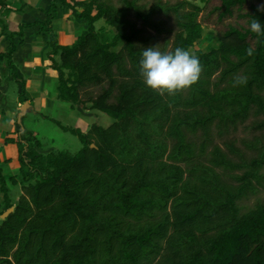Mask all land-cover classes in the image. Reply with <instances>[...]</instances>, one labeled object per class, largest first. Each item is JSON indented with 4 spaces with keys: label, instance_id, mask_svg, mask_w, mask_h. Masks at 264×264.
Masks as SVG:
<instances>
[{
    "label": "trees",
    "instance_id": "obj_1",
    "mask_svg": "<svg viewBox=\"0 0 264 264\" xmlns=\"http://www.w3.org/2000/svg\"><path fill=\"white\" fill-rule=\"evenodd\" d=\"M145 1L53 0L45 22L8 35L0 64L21 85L25 108L32 101L13 61L15 38L37 26L53 32L58 3L68 7L87 28L72 46L50 42L58 99L115 122L85 134L58 121L83 148L45 154L21 114L17 138L7 140L20 153L16 204L0 167V217L15 208L0 220V264H264V202L245 213L239 204L264 190V35L250 29L253 19L264 25V0H201L204 8L183 0L151 9ZM213 1L219 23L236 14L245 23L228 24L216 31L217 47L191 53L204 32L199 17ZM160 10L173 13L178 27L172 50L161 52L183 48L202 67L197 83L172 94L145 85L139 65L151 46L129 19L134 12L148 25ZM107 27L117 31L113 38ZM252 118L260 134L242 141L245 150L226 140Z\"/></svg>",
    "mask_w": 264,
    "mask_h": 264
},
{
    "label": "crops",
    "instance_id": "obj_2",
    "mask_svg": "<svg viewBox=\"0 0 264 264\" xmlns=\"http://www.w3.org/2000/svg\"><path fill=\"white\" fill-rule=\"evenodd\" d=\"M67 1L73 4L88 0ZM52 3L53 0H0V55L9 51L11 41L8 35L19 32L21 25L45 22ZM78 10L82 11V8ZM57 25H61L63 30H58ZM86 28L85 21L73 19L71 10L58 3L53 32H45L37 26L25 29L23 37L15 38L17 50L13 55V61L18 74L26 81L27 96L32 101L25 108L19 101L21 85L15 81L6 61L0 64V167L10 190V196L11 191L20 185L19 177L21 176L19 147L16 143L7 141L17 138V120L23 113L25 118L30 113L41 116L60 105L56 93L58 74L52 68L48 57L51 51L50 42L55 37L60 45L72 46L80 32ZM55 58L60 61L59 56ZM49 82L55 85L54 90L48 91ZM12 83L17 86V95L11 103L9 93ZM68 105L73 109L70 104ZM3 132H5V137H3ZM11 178L18 180V185L14 186L10 181ZM0 196H2L0 211H4L6 207L1 191ZM12 202L17 203L13 199Z\"/></svg>",
    "mask_w": 264,
    "mask_h": 264
},
{
    "label": "rangeland",
    "instance_id": "obj_3",
    "mask_svg": "<svg viewBox=\"0 0 264 264\" xmlns=\"http://www.w3.org/2000/svg\"><path fill=\"white\" fill-rule=\"evenodd\" d=\"M179 1L183 0H146L144 3L146 4L147 9H151L157 4L175 5ZM192 2L201 8L205 7V4L201 2V0H193ZM114 3L117 7H121L117 1H114ZM251 4L259 5L261 4V0H252L249 6ZM218 6H220V3L218 1H213L207 6V9L201 13L199 21L204 25V32L198 40L196 46L191 50V53H196L198 51L207 52L211 48L217 47L219 41L216 31H224L228 24L244 25L245 20H240L237 14L233 18H228L223 23H219V13L215 11V8ZM249 6L246 8L248 9ZM129 19L139 30H142V37L147 40L149 46L152 47L159 45L158 47L160 51L166 49L169 52L172 50L175 37L178 33V27L173 13H165L160 10L152 16L151 23L148 25L139 19L134 12L129 13ZM102 26H106V24L104 22L97 24L98 28H101ZM57 29L63 30V27H61V25H57ZM106 30L110 38H113L117 33V31L112 27H107ZM4 77H6V74H4ZM54 89L55 85L53 86V84L51 85L50 83L48 85V91ZM10 91L9 100L12 103L17 95L16 84L12 83ZM59 104L60 105L54 107L51 112H47L44 115L40 116L30 113L26 118H24V125L26 129L39 138L41 148L38 149V151L41 153L49 154L52 151H65L70 154H77L82 150L83 145L79 138L74 136L72 133L62 130L57 124L58 121L65 126L81 129L85 134L90 132L93 125L108 128L115 122L113 118L100 111L89 110L88 112H85L78 107L71 109L68 104L61 103L60 101ZM254 120L255 119L252 118L245 125L240 126L237 132L229 136L226 140L234 141L237 147L245 150L242 141L252 140L255 136L260 134V132L254 131L250 127ZM3 137H5V132H3ZM226 140L220 139L216 136L215 143L222 146L225 150L224 141ZM249 154L250 156L253 155L252 152H249ZM19 181L22 182V176L19 177ZM22 194L23 190L21 186H16L13 191H11V198L13 201L18 202ZM0 198L2 199V196H0ZM260 202H264V190H261L257 193V195L249 199L242 200L239 204L242 207V212L245 213Z\"/></svg>",
    "mask_w": 264,
    "mask_h": 264
},
{
    "label": "clouds",
    "instance_id": "obj_4",
    "mask_svg": "<svg viewBox=\"0 0 264 264\" xmlns=\"http://www.w3.org/2000/svg\"><path fill=\"white\" fill-rule=\"evenodd\" d=\"M250 29L264 35V25L257 19L251 21ZM158 46L144 48L140 60L139 71L147 87L161 94H172L198 82L202 72L198 57L179 47L172 53L161 52ZM253 52L251 48L248 50L249 55Z\"/></svg>",
    "mask_w": 264,
    "mask_h": 264
},
{
    "label": "water",
    "instance_id": "obj_5",
    "mask_svg": "<svg viewBox=\"0 0 264 264\" xmlns=\"http://www.w3.org/2000/svg\"><path fill=\"white\" fill-rule=\"evenodd\" d=\"M92 148H95V146L93 145ZM15 211V208H11L9 210H7L3 215H1L0 220H6L13 212Z\"/></svg>",
    "mask_w": 264,
    "mask_h": 264
}]
</instances>
